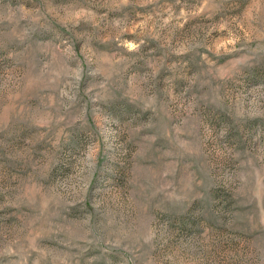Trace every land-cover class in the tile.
<instances>
[{"label":"rangeland","instance_id":"rangeland-1","mask_svg":"<svg viewBox=\"0 0 264 264\" xmlns=\"http://www.w3.org/2000/svg\"><path fill=\"white\" fill-rule=\"evenodd\" d=\"M0 264H264V0H0Z\"/></svg>","mask_w":264,"mask_h":264}]
</instances>
